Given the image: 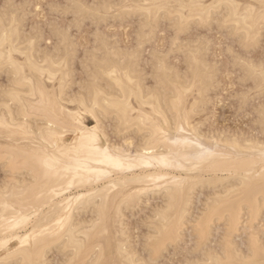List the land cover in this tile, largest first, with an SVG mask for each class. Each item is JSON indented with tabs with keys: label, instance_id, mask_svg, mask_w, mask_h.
I'll list each match as a JSON object with an SVG mask.
<instances>
[{
	"label": "bare ground",
	"instance_id": "bare-ground-1",
	"mask_svg": "<svg viewBox=\"0 0 264 264\" xmlns=\"http://www.w3.org/2000/svg\"><path fill=\"white\" fill-rule=\"evenodd\" d=\"M80 2L88 6L96 5V12L105 17V22H101L99 18L95 24L91 20L83 22L85 25L88 21L94 29L89 36L90 45H85L87 47L82 50L77 40L74 45L61 49L58 54L47 51L49 46L46 41L31 47L25 42L22 49L12 50L9 61L5 50L0 48V78H3L0 79V169L3 171V178H0V236L8 230L9 221H21L28 229L23 233L16 230L19 240L28 237L22 258L32 264H52V256L55 255V264H61L65 259L72 260L73 257L67 255L71 242L67 239L66 231L60 230L57 221L65 220L66 224L74 222L73 237L88 238L86 249L78 259L95 258L102 260L103 264H118L125 248L136 249L143 254L146 244L164 243L174 238L177 230L183 233L179 239L184 240L186 227H190L193 233L192 247L198 223L203 222L208 227L211 238L214 226L222 223L223 231L215 243L211 244L212 247L230 244L234 250L246 251L252 233L257 234V239L260 235L254 230L261 215L256 204L259 189L257 187L250 192L231 191L228 188L231 182L227 179V174L233 169V161L246 154L242 142L252 135H229L227 132L228 135L225 132L221 134L213 131V128L212 131H203L206 121L211 118L208 120L209 116L206 114L207 118L196 120L197 116L204 115L208 109L210 111L212 93H217L220 89L219 61L208 57L213 66L206 67L203 61L197 65L181 56H174L171 60L174 67L165 73L160 69L159 61L157 68L153 70L147 57L143 63L139 60V44L143 41H139L137 37L142 24L137 6L159 3L194 4L199 0ZM238 2L256 6L260 0ZM4 3L19 6L17 11L21 15L25 12L23 6L32 4L29 0H2L0 6ZM105 4H119L123 7H112L109 11L102 7ZM127 9L133 11L129 14ZM130 19L135 21L130 45L128 43L123 46L118 33L109 34L105 31L107 27L102 29L104 25L109 27L111 21L123 25ZM28 21L25 28L30 31L34 21L30 24ZM150 24L151 26L148 21L143 22L145 34L156 26L155 11ZM73 30L80 31L77 28ZM72 36L75 37L74 34ZM233 43L235 42L232 41ZM41 49L45 50L43 56ZM223 52L228 57L229 68L238 72L235 81H239L242 75L240 68H233L227 51L223 49ZM250 54L252 53H247L250 59L260 60ZM214 56L216 57L215 54ZM176 58H179L180 63ZM78 68L81 75H78ZM250 87L251 85L241 93L236 91L235 95H230L237 100L239 108H236L239 111L242 107V94ZM93 105L105 108L107 115L104 120L101 121L96 115ZM247 105L249 104H244L243 107ZM252 106L254 110L259 103ZM254 112V121H257L259 116ZM88 119L93 120L92 125L87 123ZM98 121L101 127L97 146L101 149L111 152L112 146L120 143H113V139L110 141L111 131L107 129L110 131L108 134L105 124H109L110 129L121 138L134 135L132 141L124 140L126 148L123 143L118 145L132 167L126 165L124 171H118L112 169L102 156L89 155L88 136L92 129L97 128ZM181 128L183 131H180ZM256 139L259 140V136ZM184 140L201 145L205 149L204 159L198 160V153L190 150V146L175 143ZM235 144L240 147H235ZM61 153L66 154L65 158H70L73 164L77 160L87 162L92 171L81 172L80 176L70 181L46 175L43 161ZM230 156L232 161L227 159ZM166 162L176 166L165 167ZM194 164H199L200 167L193 170ZM97 171L112 173L113 178L109 184L87 181V177L94 176ZM80 177H84L83 183ZM157 177L165 178L157 180ZM178 177H189L182 181L184 187L181 190H176L172 183ZM69 183L71 187H68ZM165 186L171 190H166ZM53 189L59 192L54 198L51 195ZM204 190L207 191L206 196ZM200 191L205 197L202 196L203 201L195 211V195ZM149 195L159 196L160 202L157 201L153 206L150 204V207L147 205L148 211L145 210L143 218H138L143 229H138L140 232L135 243L125 217L129 213L127 211L139 209L145 201L143 199ZM249 204L254 205L255 224L249 222ZM243 219L250 225L244 249L234 239ZM18 246V240L9 241L10 250ZM3 255L6 253H0V256ZM256 260L259 261V254Z\"/></svg>",
	"mask_w": 264,
	"mask_h": 264
},
{
	"label": "snow or ice",
	"instance_id": "snow-or-ice-1",
	"mask_svg": "<svg viewBox=\"0 0 264 264\" xmlns=\"http://www.w3.org/2000/svg\"><path fill=\"white\" fill-rule=\"evenodd\" d=\"M18 7L9 3L0 6V48L5 50L9 61H11L12 50L22 49L25 42L31 47L38 42L42 44L46 41L49 46L47 51L58 54L61 49H68L69 45L75 44L76 38L72 36L73 29L82 30L85 20H91L95 24L99 18L101 22H105V17L99 16V13L96 12V5L88 6L80 0L45 4L43 8L47 9L48 13L43 15L41 7L36 4L24 5L23 15L17 11ZM102 7L110 11L112 7H123V5L109 6L105 4ZM33 8L36 9L35 12L32 11ZM137 9L138 17L142 22L141 28L137 32L138 40L143 41L139 44L141 63L147 57L152 69L155 70L157 61H159V67L165 73L174 67L171 64L174 56H181L186 61L197 65L203 61L206 67L213 66L210 65L208 59L213 46L222 47L227 51L233 68L239 67L242 72L239 82L251 85L242 94L241 112L244 111V104H251L259 100L258 108L254 109L258 113L259 119L254 123L259 126L261 137L259 140L251 137L242 142L246 154L233 161V169L227 174V179L231 182L228 188L231 191L250 192L258 187L259 196L256 199V204L259 206L261 214L260 226L262 229L259 238L257 239V234L253 232L246 251L234 250L230 244L214 248L211 245V234L208 227L200 222L194 230V244L188 249V257L175 261L174 264H264V0H260L256 6L241 3L238 0H199L194 4L159 3L144 7L137 6ZM132 11V9H127L129 14ZM153 11L156 14V26L151 32L145 34L143 22L148 21L151 26ZM31 17H38V19L32 23L29 31L25 28V24ZM165 25L166 27H164ZM161 38L167 44L163 51L158 47H153ZM224 39L229 43H225ZM232 41L239 46L238 49L234 47ZM256 49L262 53L259 61L250 59L247 55ZM44 51L41 49L42 56ZM93 108L100 120H104L107 115L105 108L100 105H93ZM177 126H179V112H177ZM100 127L98 121L97 128L92 129L88 136L89 155L102 156L110 163L112 169L118 171H124L126 165L132 167V164L125 159L126 154L123 153L121 146L113 145L111 152L97 146L100 139ZM180 131L183 129L181 128ZM151 134L149 133V135ZM175 143L190 146V150L198 153V160L204 159L205 149L195 141L184 140L182 142L175 141ZM235 147L238 148L240 145L235 144ZM65 156L66 154L61 153L45 159L43 167L47 170L46 175L70 181L80 176L81 172L92 171L87 162L82 163L77 160L73 164L70 158L66 159ZM227 159L232 161L233 158L230 156ZM164 166L175 167L176 165L166 162ZM198 167H200L199 164H194L193 170ZM80 178L83 183L84 177ZM112 178V173L109 171H97L94 176H88L87 181L89 183L102 182L107 185ZM164 178L157 177L156 179ZM187 179L189 177H178L176 181H173L175 189L181 190L184 187L182 181ZM68 187H71V183L68 184ZM165 187L166 190H171L167 186ZM145 191L150 190L145 189ZM51 195L54 198L59 195V192L53 189ZM247 211L251 217L249 222L255 224L257 221L254 205H247ZM57 223L62 232L66 231L67 239L71 242L67 255L73 257L72 260L65 259L61 264H103L102 260L95 258L78 259L77 257L83 254L86 249L88 238L73 237L74 222L66 224L65 220H59ZM183 223L187 224V221ZM17 229L20 233L28 230L21 221H9L8 230L3 236H0V253H6V255L0 256V264H32L31 261L22 258L28 237L19 240ZM182 234L180 230H177L176 236L164 243L146 244L143 254L139 250L125 248L118 264H165L164 257L168 251L173 247L178 250L183 248L185 241L179 239ZM10 240H18L19 246L10 250ZM257 254H259V261L256 260Z\"/></svg>",
	"mask_w": 264,
	"mask_h": 264
},
{
	"label": "rangeland",
	"instance_id": "rangeland-1",
	"mask_svg": "<svg viewBox=\"0 0 264 264\" xmlns=\"http://www.w3.org/2000/svg\"><path fill=\"white\" fill-rule=\"evenodd\" d=\"M2 0H0V2H1ZM28 1V0H27ZM57 1V2H56ZM63 2L62 0H29V2L30 3H32V4H36V5H39V6H41V9H42V15L43 14H45V13H48V10L47 9H44L43 8V6L45 5V4H48V3H50V2H56V3H59V2ZM34 9V12L36 11V9L35 8H33ZM33 9H32V11H33ZM38 19V17L36 18V17H31L30 19H29V21H28V23L30 24L31 22H33V21H35V20H37ZM132 20V21H131ZM88 22V21H87ZM87 22H85L86 24L85 25H83V29L82 30H80L79 32L76 30H73L74 32L72 33V34H74L75 35V37H77V41H78V44L81 46V47H79L81 50L83 49V48H85V47H87L88 45H90V44H88L89 42H90V33L92 32V30L94 29V27L90 24V23H87ZM135 21H134V19H130L129 21H127V22H125L126 23V25H125V23H123V25L122 24H120L119 23V25L118 24H116V22H115V24H114V22L113 21H111L110 22V24H109V27L108 26H103V30H105L106 29V27H107V30H105L107 33H109V34H119L118 36H119V38L121 39L120 41H122V43H124V45L123 46H127L128 45V43H129V45H130V43L133 41V36L131 35V33L134 31V23ZM108 24V23H107ZM128 24H131V25H128ZM133 24V25H132ZM91 25V26H90ZM110 25H113V26H110ZM115 25V26H114ZM118 25V26H117ZM128 25V26H127ZM117 26V27H116ZM120 26H122V27H120ZM165 27V26H164ZM111 31V32H109V30ZM112 29V30H111ZM161 30H164L163 28L161 29ZM114 31V32H113ZM116 32V33H115ZM80 33V34H79ZM133 34V33H132ZM193 35H195V33H193ZM218 35V34H217ZM127 36H129V37H127ZM219 38V37H218ZM225 41V43H229V41H227L226 39H224ZM124 41V42H123ZM161 42H163V38H161L158 42H157V44L155 45V46H157L159 49H162V50H164L165 48H166V46H167V44H166V42H163V43H161ZM232 43V42H231ZM166 44V45H165ZM85 45H87V46H85ZM233 45H234V47H235V43H233ZM84 46V47H83ZM164 47V49H163V47ZM236 48H237V45H236ZM239 48V47H238ZM237 48V49H238ZM254 51V52H253ZM251 53L252 54H250L251 56H253L255 59H258V58H261V55H262V53H261V51L259 50V49H257L256 51L255 50H253ZM214 54L216 55V57L214 56ZM226 54L223 52V49H222V47H216V46H213V49H212V53H211V58H213V59H215V60H217V61H219V63H220V71H221V73L219 74V80H220V89L219 90H217L218 92L216 93V92H214V94L212 93V103H210L209 104V108H210V111H209V109H208V111H207V113L205 112L204 113V115L203 114H201V115H199V116H197V118H196V120H199V118H202V117H204V118H207V116H206V114L209 116V118H208V120L209 121H206L207 123H205L204 125L205 126H203V131H205V130H211L212 131V128H213V131H216V133H224L225 132V134H229V135H231L232 133L234 134L235 133V135L237 134V135H239V136H241V135H243V134H246L247 136H249V137H251V135H252V137L254 136V137H256V138H258V136H259V138L261 137V133H260V130H259V128H258V126L257 125H255V123H254V117L253 116H255L254 114H255V112H254V110H253V106L252 105H256V104H258L259 103V101L258 102H254V103H251V104H249V105H247L245 108H244V111L243 112H241V109H240V111H239V109H237V108H239L238 107V104H237V100L234 98V97H231L230 95H232V94H236L237 92H239V93H241L242 91H245V89H247L249 86H250V84H240L239 83V81H235V79L237 78V75L236 74H238V72L237 71H235V70H233L232 68H229V64H228V57L227 56H225ZM215 57V58H214ZM226 58V59H225ZM174 59V58H173ZM178 63H180V61H179V58H176L175 59ZM227 70V71H226ZM231 71V72H230ZM79 74L78 75H81V71H80V69L78 68V71H77ZM235 72V73H234ZM229 73V74H228ZM231 73H233V75L231 74ZM231 74V75H230ZM77 75V76H78ZM79 77V76H78ZM1 80L3 79V78H0ZM1 80H0V82H1ZM245 86V87H244ZM243 88V89H242ZM237 91V92H236ZM241 91V92H240ZM232 92V93H231ZM229 94V95H228ZM219 95V96H218ZM216 99V101H215V99ZM235 100H234V99ZM231 100V101H230ZM214 104V105H213ZM251 105V106H250ZM237 107V108H236ZM247 108V109H246ZM212 111V113H210ZM211 114V115H209V113ZM242 113V114H241ZM212 116V117H211ZM91 120V121H90ZM253 120V121H252ZM88 122V124H90V125H92L93 124V120L92 119H88L87 120ZM106 123H108V122H106ZM110 123V122H109ZM109 126V124H107V126H106V124H105V128H106V130L107 129H109L110 131H108L107 130V132H108V134H109V132L111 133V134H109V136L111 135V137H110V141L112 142L113 140V143L115 142L116 144H117V142L119 143L118 145H122V143H123V145H124V143H125V141L127 140V141H132L133 139V137H134V135L132 136V135H129V136H125V137H122L121 138V136H118L117 135V133L115 134L111 129H110V126ZM108 127V128H107ZM216 129V130H215ZM223 132H222V131ZM228 130V131H227ZM230 131V132H229ZM235 131V132H234ZM227 132V133H226ZM113 134H115L114 136H113ZM227 134V135H228ZM260 134V135H259ZM118 136V137H117ZM245 136V135H244ZM120 137V138H119ZM125 138V139H124ZM113 139V140H112ZM132 139V140H131ZM125 140V141H124ZM135 140V139H134ZM124 141V142H123ZM129 141V142H130ZM125 146V148L127 147L126 146V144L124 145ZM1 170V169H0ZM2 172V173H1ZM0 178H3V171L1 170L0 171ZM2 179H0V181H1ZM201 192V193H200ZM197 195H195V199H196V201H195V203H194V210L196 211V209H198V207L200 206L199 204H201V202L203 201V198L207 195V191L206 190H204L203 192H205L204 194H205V196L202 194L203 192L202 191H200ZM202 196H204V197H202ZM155 197V198H154ZM159 197V196H158ZM156 195H153L152 197H151V195H149V196H146L145 197V199H143V201L144 202H142L141 204H142V206L141 207H139V209L137 208V209H135V210H129V211H127V215H126V217L125 218H127L126 220H127V222H128V225H129V228L131 229H129L130 231V234H131V237H132V240H134L133 242H137V240H135V239H137L136 238V236H138V233L140 232V230H142L143 228H142V226L139 224L140 222L138 221V220H140V219H138V218H141L142 217V215H145L144 214V212H146V211H148L147 210V208L149 209V207H150V204H151V206H153L154 204H156L157 203V201H158V203L160 202L159 201V199L160 198H158ZM152 198V199H151ZM202 198V199H201ZM148 199V200H147ZM151 199V200H150ZM201 199V200H200ZM200 200V201H199ZM148 201V202H147ZM150 201V202H149ZM154 201V202H153ZM156 201V202H155ZM149 207H148V206ZM196 206V207H195ZM146 210V211H145ZM131 211H134V212H131ZM137 212V213H136ZM130 214V215H129ZM140 214V215H139ZM143 218V217H142ZM245 219V218H244ZM244 219L242 220V222H241V224L243 225V226H240L239 225V230L237 231V235H235V236H237L236 238H234L235 239V241H236V243L237 244H239L240 246L239 247H243L244 246V241L246 240V236H247V232H249V230L248 229H250V225L247 223V222H244ZM130 220V221H129ZM259 220H260V217H259ZM245 221H246V219H245ZM261 221V220H260ZM260 221H258V223L255 225L256 226V228H255V226H254V230H256V231H258L259 232V234H261V232H262V229H261V226L259 225L258 226V224L260 223L261 224V222ZM127 224V223H126ZM220 224H221V226H220ZM245 224V225H244ZM138 225H139V227H138ZM216 226V225H215ZM214 226V228L215 229H213V235H212V240L211 241H213V242H211V244H214L215 243V241H216V239L218 238V236H219V234H221V232L223 231V224L222 223H219L216 227ZM258 226V227H257ZM249 227V228H248ZM188 227H186V229H185V232H184V245H183V248L182 249H174V248H172L170 251H171V253H169L170 251H168V253H167V256H165L166 258H164V260L166 261L165 262V264H174V260L175 261H178V260H181V259H183V257L185 258L186 256H188V249H189V245H190V247H191V245H192V239H193V233H192V231H191V229H190V227L187 229ZM138 229H140V230H138ZM190 229V230H189ZM222 229V230H221ZM241 229V230H240ZM246 233V235H244L245 233ZM192 235V236H191ZM134 236V237H133ZM134 238V239H133ZM245 238V239H244ZM135 242V243H136ZM136 245V244H135ZM242 249H244V247L242 248ZM178 250V251H177ZM187 250V251H186ZM173 251V252H172ZM177 251V252H176ZM186 251V252H185ZM174 254V255H173ZM187 254V255H186ZM54 255V254H53ZM173 255V256H172ZM55 256V255H54ZM54 256H52V260L54 261V263L52 262V264H55L56 263V260H57V257H56V259H55V257ZM169 256V257H168ZM170 259V260H169Z\"/></svg>",
	"mask_w": 264,
	"mask_h": 264
}]
</instances>
